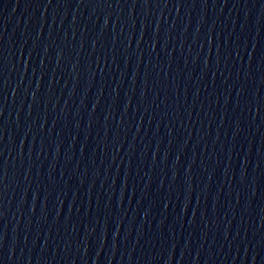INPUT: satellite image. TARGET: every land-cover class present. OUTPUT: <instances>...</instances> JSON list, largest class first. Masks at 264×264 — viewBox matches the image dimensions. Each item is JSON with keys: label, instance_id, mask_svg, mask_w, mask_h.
Returning <instances> with one entry per match:
<instances>
[{"label": "water", "instance_id": "1", "mask_svg": "<svg viewBox=\"0 0 264 264\" xmlns=\"http://www.w3.org/2000/svg\"><path fill=\"white\" fill-rule=\"evenodd\" d=\"M0 264H264V0H0Z\"/></svg>", "mask_w": 264, "mask_h": 264}]
</instances>
